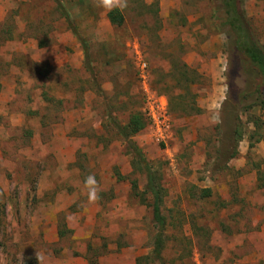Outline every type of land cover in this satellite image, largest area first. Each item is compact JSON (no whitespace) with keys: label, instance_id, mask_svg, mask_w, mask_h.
Returning a JSON list of instances; mask_svg holds the SVG:
<instances>
[{"label":"rangeland","instance_id":"1","mask_svg":"<svg viewBox=\"0 0 264 264\" xmlns=\"http://www.w3.org/2000/svg\"><path fill=\"white\" fill-rule=\"evenodd\" d=\"M61 2L92 72L54 0H0V264H161L146 175L116 127L149 96L168 133L149 123L133 141L165 194L162 264H264V107L224 14L127 0L116 27L95 0ZM244 7L264 48V0Z\"/></svg>","mask_w":264,"mask_h":264},{"label":"trees","instance_id":"2","mask_svg":"<svg viewBox=\"0 0 264 264\" xmlns=\"http://www.w3.org/2000/svg\"><path fill=\"white\" fill-rule=\"evenodd\" d=\"M54 1L57 4L58 9L62 12V15L67 19L69 27L74 31V35H76L78 40L82 43L87 59V69L92 72L88 44L83 41L77 29H75L73 24L70 22L61 0ZM212 1L215 5V11L217 13L224 14L223 30L233 36L235 50L240 56L239 69H241V71L239 72L238 70V74H242L245 80L246 93H250L247 97H252L254 101H256L251 104L250 107H255L257 105L264 107V48L260 44L259 39L250 25V21L244 7L245 0ZM108 18L111 24L116 27H122L124 25L125 19L121 10H113L109 12ZM192 84H194L193 81L190 82V85ZM1 89L2 85L0 83V92ZM237 97L242 99L241 95ZM181 99L183 100V98ZM183 102L184 100L181 103ZM191 107H195V112L198 111L196 109L195 102ZM193 112L190 114H193ZM148 124L149 121L144 114L136 113L130 117L129 122L125 127L118 125L116 127L120 136L127 143L128 150L133 154L135 163L139 166L143 174L146 175L147 182L145 192L136 196L140 197L141 202L144 204L147 203V198L151 201L149 203V207L152 209L153 222L157 231L153 242L152 257L154 261H158L162 264V255L165 250V233L168 226L167 219L163 215V202L165 194L163 188L157 180V177L152 173L150 163L145 159L142 151L133 141V138L141 131L145 130ZM234 134L238 135L237 142L243 139V135L239 132V130L235 131ZM134 190H137L136 183L134 184ZM203 195L205 198L210 197L211 191L205 190Z\"/></svg>","mask_w":264,"mask_h":264},{"label":"built area","instance_id":"3","mask_svg":"<svg viewBox=\"0 0 264 264\" xmlns=\"http://www.w3.org/2000/svg\"><path fill=\"white\" fill-rule=\"evenodd\" d=\"M145 70L146 65H143ZM145 115L153 130L161 137L165 138L169 130V114L164 99L149 96L146 101Z\"/></svg>","mask_w":264,"mask_h":264},{"label":"clouds","instance_id":"4","mask_svg":"<svg viewBox=\"0 0 264 264\" xmlns=\"http://www.w3.org/2000/svg\"><path fill=\"white\" fill-rule=\"evenodd\" d=\"M96 6L104 9L106 12H111L113 10H123L127 7V0H95ZM87 185L90 186V199L95 200L97 198L95 188L96 184L94 177H88L86 181ZM36 258L39 264H44V257L42 253L36 252Z\"/></svg>","mask_w":264,"mask_h":264}]
</instances>
